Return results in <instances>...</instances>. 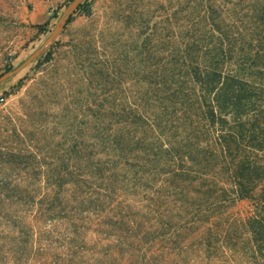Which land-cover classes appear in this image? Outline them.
Instances as JSON below:
<instances>
[{
	"label": "trees",
	"instance_id": "obj_1",
	"mask_svg": "<svg viewBox=\"0 0 264 264\" xmlns=\"http://www.w3.org/2000/svg\"><path fill=\"white\" fill-rule=\"evenodd\" d=\"M117 12L125 39L98 63L118 71L75 132L45 154L0 149V264H264V0Z\"/></svg>",
	"mask_w": 264,
	"mask_h": 264
},
{
	"label": "rangeland",
	"instance_id": "obj_2",
	"mask_svg": "<svg viewBox=\"0 0 264 264\" xmlns=\"http://www.w3.org/2000/svg\"><path fill=\"white\" fill-rule=\"evenodd\" d=\"M89 1L92 11L89 16L74 13L45 51L24 69L0 82L2 151L17 149L45 154L57 149L61 135L75 132L73 126L68 128L74 110L89 101L102 99L104 90L100 84L105 71L114 72L118 68L113 63H98L113 59L111 54L104 56L99 47L110 33L111 36L114 32L121 33L119 39H125L126 31L119 22L121 16L118 18L117 9L133 0ZM68 3L69 0H0V74L16 67L42 45ZM120 40L119 49L113 48L117 55L122 53ZM48 50L51 56L45 60ZM89 62L97 63L90 69L92 76L87 74ZM128 82L123 85L127 87ZM112 87H118L117 83ZM17 173L8 179L23 180L20 171ZM231 210L245 215L248 203L239 201ZM236 262L227 264L240 261Z\"/></svg>",
	"mask_w": 264,
	"mask_h": 264
},
{
	"label": "water",
	"instance_id": "obj_3",
	"mask_svg": "<svg viewBox=\"0 0 264 264\" xmlns=\"http://www.w3.org/2000/svg\"><path fill=\"white\" fill-rule=\"evenodd\" d=\"M83 0H70L67 4L66 8L64 9L61 17L58 19L57 23L54 26V29L51 31V33L48 35V37L44 40L42 45L35 49L32 53H30L21 63H19L16 67L13 69L7 70L0 74V82L7 79L11 75H13L15 72L24 69L29 63H31L35 58H37L47 47L51 45L54 38L59 34V32L63 29V27L66 24L67 18L75 12L78 5Z\"/></svg>",
	"mask_w": 264,
	"mask_h": 264
}]
</instances>
